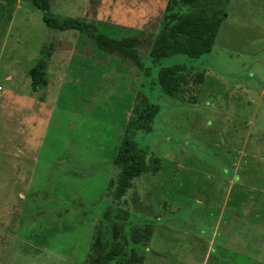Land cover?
I'll return each mask as SVG.
<instances>
[{"label":"rangeland","instance_id":"obj_1","mask_svg":"<svg viewBox=\"0 0 264 264\" xmlns=\"http://www.w3.org/2000/svg\"><path fill=\"white\" fill-rule=\"evenodd\" d=\"M49 1L149 41L171 0ZM219 3L211 52L155 61L146 42L145 72L85 32L50 29L29 0H0V264H264V0ZM165 68L188 81L178 96L162 91ZM149 103L161 110L135 139L161 169L117 198L125 125Z\"/></svg>","mask_w":264,"mask_h":264},{"label":"trees","instance_id":"obj_2","mask_svg":"<svg viewBox=\"0 0 264 264\" xmlns=\"http://www.w3.org/2000/svg\"><path fill=\"white\" fill-rule=\"evenodd\" d=\"M33 6L43 11V20L50 29L57 31L76 30L85 32L102 50L132 61L141 70L147 71L141 54L143 44L149 42L150 55L155 61L177 53L198 58L211 52L221 27L220 0H171L164 17L165 24L156 38L145 41L141 35L122 38L110 37L95 24L87 23L85 18H61L51 12L49 0H29ZM187 7V8H186ZM186 8V10H182ZM51 45L41 51V57L30 70L31 85L38 92L48 85V66L53 55ZM162 91L170 96H178L182 86L188 83L181 73L165 68L159 74ZM161 106L149 103L140 114L129 121L124 129V137L114 165L118 168L116 197L121 198L131 187L133 180L143 174H156L161 169L159 158L148 160V153L139 146L135 136L138 131L149 132Z\"/></svg>","mask_w":264,"mask_h":264},{"label":"crops","instance_id":"obj_3","mask_svg":"<svg viewBox=\"0 0 264 264\" xmlns=\"http://www.w3.org/2000/svg\"><path fill=\"white\" fill-rule=\"evenodd\" d=\"M20 8V5L19 4H12V5H9V7H7V9H9V10H14L13 11V14H12V16H13V18H12V20L14 19V16H15V13H16V10L17 9H19ZM10 17V16H9ZM126 126V125H125ZM125 129V128H124Z\"/></svg>","mask_w":264,"mask_h":264}]
</instances>
